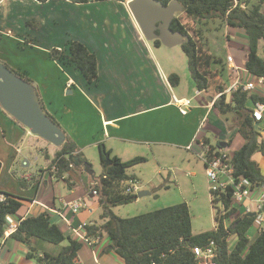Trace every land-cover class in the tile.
<instances>
[{
    "label": "crops",
    "instance_id": "crops-1",
    "mask_svg": "<svg viewBox=\"0 0 264 264\" xmlns=\"http://www.w3.org/2000/svg\"><path fill=\"white\" fill-rule=\"evenodd\" d=\"M61 1L70 2L69 0H46L45 2L0 0V3L5 4L3 16L0 14V36L4 31L8 35L15 36L16 33H19L17 28H21L22 23L29 19L38 27V31L35 33L38 36H44L43 25L45 24H42L40 19L47 18L49 15L45 7L53 2ZM248 1L255 3L259 0ZM75 4L80 5V3ZM57 7L54 5L53 9ZM262 11L264 12V0L262 1ZM70 15L69 22H72L74 17L77 24L80 22L83 24V28L76 31L75 35L77 36H73L72 39L84 43L97 56V80L91 83L87 82L74 64L65 61L61 62L63 65L62 74L58 76L56 89L47 92L49 86L48 88L46 86L45 92L28 70L20 71H26L33 80L45 109L72 137L81 154L87 145H97L99 142H103L121 159L131 155L130 153H135V147L148 148L151 144L177 145L196 153V155L203 150L204 144L213 147L203 132L206 122L207 128L215 131L216 126L213 123L211 125L208 120L211 110H215L220 115L213 107V97L212 100L209 99L210 96L196 88L197 94L203 95L198 99L199 105L196 106L203 109V117L199 124L197 122L195 124V120L191 122L192 118L190 121L184 120L183 117L191 114L195 107L192 106L190 111L184 115L179 112L173 99L184 96H177L170 88L168 79L166 80L165 76L161 77L153 49L147 43L131 13L123 12L118 16L108 17L89 11L85 12L84 16H87L83 17L80 14L73 15V10H71ZM16 23L21 27H18ZM30 37H26L25 42L35 45L37 37L34 39ZM70 39H67L66 42ZM66 42L63 46L56 44L53 47L59 49L62 47L64 53H67ZM263 45L264 41H260L259 49ZM158 48L159 46L154 45V49ZM246 53L247 47L227 51L226 56L232 55L234 64L241 65L243 69L240 66L237 69L231 68L226 60L221 63L226 66L227 71L216 77H224L223 74H225L229 78V82L225 83L227 87H231L235 83L244 84L246 81L253 80L255 88L251 91L264 96V76H261L262 82L258 83L257 77L248 76L243 67ZM250 105L252 104L248 103V106ZM94 115L98 117V124L101 127L100 138L81 145L78 141L80 133L73 129V125L77 122H87L90 129H93ZM177 118L184 120L187 125L185 129L174 128L173 123ZM259 125L262 129L264 128V116ZM19 126L9 114L0 110V191L17 195L22 198L24 203L15 215H10L12 219L18 221L27 215L38 214L46 210L50 215L51 222L57 224L71 238L82 242L76 257V264H125L114 251L106 250L109 245L107 235L89 241L78 229L80 223L96 220L93 218L94 214L100 212L98 197L91 194L88 188L91 180L88 176L85 177L83 172L70 170L59 178L50 171L46 172L45 166L39 167L37 180L32 183L29 189H21L17 185L18 182L16 183L10 175H7V172L12 170L16 174L19 173L20 178L24 174L30 176L32 174L30 171H22L15 167L19 152V147H17ZM237 144L241 145L242 143L238 142ZM227 149L229 150L230 147ZM232 150L229 151L232 153ZM253 157L264 175V155L256 153ZM24 159L29 165V160ZM79 180L83 182L82 186ZM259 195L258 188L252 189L249 197L237 207L236 216L245 213L247 207L250 209L249 212L256 211ZM77 199H82L85 206L78 213H72L67 203ZM253 225L257 230L251 240L248 236L250 242L254 240L261 229L256 223ZM232 238L233 236L230 241ZM34 244L41 253L43 250L56 252L65 243L53 245L36 241ZM27 250L25 244L9 237V235L3 237L0 239V264H36L34 260L25 256Z\"/></svg>",
    "mask_w": 264,
    "mask_h": 264
},
{
    "label": "trees",
    "instance_id": "trees-1",
    "mask_svg": "<svg viewBox=\"0 0 264 264\" xmlns=\"http://www.w3.org/2000/svg\"><path fill=\"white\" fill-rule=\"evenodd\" d=\"M45 2L46 0H37ZM74 3H88L105 0H69ZM127 2L128 0H118ZM168 3L170 0H160ZM182 6L170 23L174 31L188 33L190 24L197 25L200 20L219 18L228 27L240 28L247 38V53L243 62L245 70L253 77L264 76V45L263 54L259 53L260 41H264V12L262 1L248 0H178ZM27 39V38H26ZM25 39V41H26ZM155 46L162 45L159 39L152 41ZM67 53L62 49L51 48L49 55L54 60L68 61L75 65L87 82L91 83L98 78V61L94 52L84 43L70 39L66 43ZM187 57V67L196 88L199 91H208L210 86L212 62H221L206 49L202 43L190 36L188 42L180 45ZM2 62V61H1ZM4 63L14 73L34 85L26 71L14 70ZM179 81L176 73L168 76L170 85L175 86ZM35 89L38 93L37 86ZM216 93L220 95L214 99L213 107L219 113L233 111L236 132L243 142L232 150V164L235 176L247 177L251 182V189L264 186V175L254 154L264 155V139L259 122L251 116V105L257 101H264V96L252 91L242 90L239 85L236 90L224 92L218 87ZM39 95V93H38ZM44 112L51 117L64 131L65 140L58 146L48 162V167L56 177L61 178L70 170L80 167L84 170L85 159L78 151V146L60 123L44 107ZM0 110L5 112L1 106ZM8 114V113H7ZM10 117L22 125L14 117ZM258 124H257V123ZM231 140L226 141L230 147ZM101 173L99 177L88 174L96 190L100 207L99 220L86 223L84 227L87 240L107 235L109 245L106 250H112L125 264H195L192 249L195 246L206 245L210 240L217 244L216 261L218 264H264V226L257 236L250 242L248 231L254 224L255 216L237 215V207L231 199V189L227 188L219 193H211V202H221L223 212L215 217L216 225L213 229L193 234L191 231L190 214L186 202L172 204L145 213L129 217H121L113 212V207L133 202L137 199V191H127L130 181L136 178L126 173V167L145 160L143 156H134L122 160L103 142L97 144ZM219 148H223L217 145ZM49 158L46 155V159ZM1 166V162H0ZM39 172H33L28 180L18 176L22 188H28L37 180ZM21 197L0 191V239L5 236L7 215H15L23 205ZM235 216V217H234ZM234 217L230 223L228 220ZM235 241L231 246V237ZM9 237L14 238L27 246L25 256L36 264H76L78 250L82 246L80 240L71 238L60 227L51 222L48 211L27 215L22 218L16 229ZM35 240V241H33ZM47 242L61 245L56 252L43 250L41 253L34 242Z\"/></svg>",
    "mask_w": 264,
    "mask_h": 264
},
{
    "label": "rangeland",
    "instance_id": "rangeland-1",
    "mask_svg": "<svg viewBox=\"0 0 264 264\" xmlns=\"http://www.w3.org/2000/svg\"><path fill=\"white\" fill-rule=\"evenodd\" d=\"M5 4L0 3V14L3 16L5 10ZM54 5L58 7L54 8ZM47 10V18L40 19L42 21L43 29L45 30L44 36H38V27L32 22L31 19L24 21L22 27L16 23L18 27L16 35H8L4 31L0 36V61L5 62L9 67L14 70H28L32 78L36 79L43 90L46 92V86L50 92L52 89H56L59 74H62V63L59 60H54L50 57L49 51L53 46L59 44L65 45L67 39L77 36L76 31L83 28V24L76 23L74 17L72 22H69V16L71 10L73 15L80 14L83 17L85 12H91L96 15H105L110 17L111 15L118 16L123 12L130 13L126 2H120L118 0H105V1H92L83 5H77L74 2H53L51 5L45 7ZM75 10V11H74ZM77 10V11H76ZM77 12V13H76ZM42 29V28H41ZM188 34L194 39L202 43V45L208 49V51L221 62H226L227 51H233L234 48L248 47L246 36L244 31L240 28H228V26L219 18L203 19L195 25L190 24ZM34 39L37 37L35 45H30L25 42V38L29 37ZM67 43V42H66ZM153 49V54L157 59L159 65V72L161 77L165 76L167 80L171 73H176L179 77L177 85L170 88L177 96H184L185 98L192 100L193 109L192 113L187 117H183L184 120L196 122L199 124L200 119L203 117V109L196 107L199 105L198 99L202 94H197L196 86L193 79L190 76L187 67V57L180 45L167 47L160 45L158 49H154L152 41H147ZM65 47V46H64ZM62 49V47L60 48ZM63 51V50H62ZM259 53L263 54L262 48L259 49ZM221 62H212L211 65V77L210 88L205 93L213 99H216L220 93L218 87L224 89V92L231 90V87H227L229 78L216 77L217 75L227 71V68ZM218 68H215V67ZM242 68L241 65H239ZM236 66V67H239ZM243 69V68H242ZM247 75L250 76L246 71ZM47 82V83H46ZM226 83V84H225ZM59 87V86H58ZM61 88V87H59ZM204 94V93H203ZM212 100V99H211ZM191 109V108H190ZM188 110V112L190 111ZM95 114V113H94ZM93 120V129L87 122H77L73 125V129L79 132V144H88L100 138L101 127L98 124V117L96 115ZM183 119L177 118L173 125L175 129H185L187 125ZM210 124L216 126L215 131L211 128H207V122L204 124V135L208 137L213 147L221 141L231 140L230 149L238 147L237 143H242L241 136L236 132L237 123L234 122L235 115L231 116L232 123H226L215 110H211L209 115ZM218 122V123H217ZM20 125V124H19ZM219 127V128H217ZM103 131V130H102ZM1 135V134H0ZM17 147L19 152L17 153V161L15 167L24 171L37 172L39 167H46V172L53 171L48 167L51 157L58 146L44 140L43 138L32 134L28 128L24 125L19 126L18 130ZM201 138V137H200ZM81 139V140H80ZM135 153H130L127 157H122L123 160L134 156H143L146 159L134 163L126 167V173L133 175L136 179L131 180L130 184L137 187V190H147L149 193L137 199L133 202L121 204L113 207V212L121 217H129L137 214L152 211L158 208L169 206L172 204H178L180 202H186L191 221V231L193 234L202 231L213 229L216 225L215 217L217 214L223 212V206L221 202H211V191L209 190L210 181L207 178L205 166L203 160L190 150L180 148L177 145H155L151 144L148 148L135 147ZM82 157L85 159L92 170L94 177H99L101 173V164L99 160L98 147L96 144L87 145L82 151ZM46 155L49 158L46 159ZM27 158L29 165L22 166V159ZM77 170L83 172L85 177L88 174L80 167ZM6 172V169H5ZM7 175L18 182V186L22 188L18 181L19 173L16 174L13 170L7 172ZM89 178V176H88ZM90 179V178H89ZM92 180V179H90ZM92 186L93 182L89 181ZM80 185L83 182L79 180ZM89 188V187H88ZM96 220H98L100 212L94 214ZM232 218L228 220L230 223ZM256 226L253 225L248 231V236L251 238L256 234ZM233 236L231 246L234 243ZM66 244V241L62 242Z\"/></svg>",
    "mask_w": 264,
    "mask_h": 264
},
{
    "label": "water",
    "instance_id": "water-1",
    "mask_svg": "<svg viewBox=\"0 0 264 264\" xmlns=\"http://www.w3.org/2000/svg\"><path fill=\"white\" fill-rule=\"evenodd\" d=\"M126 4L147 41L159 39L161 44L167 47L182 45L189 41L190 35L188 33L174 31L170 28V23L175 14L182 9L178 0H170L166 4L160 0H128ZM0 106L28 128L32 134L55 146H60L64 142V131L44 112L35 86L14 73L1 61ZM233 114V111H226L221 114V117L226 123H232L231 116ZM218 145L227 148L226 141H221ZM22 165H28L26 159ZM84 171L87 174L92 173L87 162H84ZM148 193L147 190H138L136 194L137 197H141ZM262 209H264V205ZM257 213L260 211H250L244 214L255 216Z\"/></svg>",
    "mask_w": 264,
    "mask_h": 264
},
{
    "label": "built area",
    "instance_id": "built-area-1",
    "mask_svg": "<svg viewBox=\"0 0 264 264\" xmlns=\"http://www.w3.org/2000/svg\"><path fill=\"white\" fill-rule=\"evenodd\" d=\"M226 60L231 68L237 69L233 62L232 55L228 54L226 56ZM256 81L261 83L262 77H257ZM239 85L242 86V90L246 91H251L255 88V82L251 80L246 81L244 84L235 83L231 86V90H236ZM173 101L177 105L179 112L183 115L188 112L192 105V100L185 97H175ZM251 116L259 123L262 121L264 116V101H257L251 105ZM261 132L264 139V128L261 129ZM198 155L204 162L206 175L210 181L209 190L214 193V196L215 192L219 193L220 191L230 188L231 199L236 207L241 205L245 199L249 197V194L252 190V182L247 177L234 175L232 153L227 148L212 147L210 145L204 144L203 150ZM52 170H54V168H52ZM29 177V174H24L22 176L24 179H29ZM89 189L91 194L97 196V192L92 188V186H90ZM258 189L260 190V195L256 211H260V213L256 214L254 223L262 228L264 226V209H262V206L264 205V186L262 185ZM127 191L138 190L136 186L130 184V186L127 187ZM67 204L72 213H78L82 207L85 206V203L82 201V199L73 200ZM249 210L250 209L247 207L246 212H249ZM6 221L7 223L5 224L4 230L5 236H8L16 229L20 220L14 221L10 215H7ZM85 226L86 222H82L78 226V229L83 232L84 237L86 233L84 230ZM192 251L194 254L195 264H218L216 261L217 244L214 240H210L206 245L203 246H195Z\"/></svg>",
    "mask_w": 264,
    "mask_h": 264
}]
</instances>
